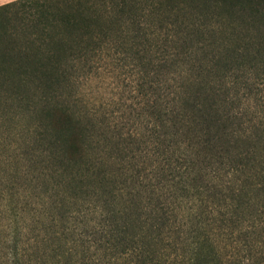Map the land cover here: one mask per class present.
Segmentation results:
<instances>
[{
    "label": "trees",
    "instance_id": "obj_1",
    "mask_svg": "<svg viewBox=\"0 0 264 264\" xmlns=\"http://www.w3.org/2000/svg\"><path fill=\"white\" fill-rule=\"evenodd\" d=\"M208 46L214 48L219 70L215 81L225 83L222 98L217 93V100L210 101L202 78L190 79L187 73L201 66L192 55ZM109 61L137 75L144 122L143 130L135 128L113 142L101 134V142L93 133L91 113L78 107L69 87L75 77L105 68ZM234 61L236 66L248 62L264 67V0L0 4V107L13 102L34 110L38 122L33 137L42 145L38 154L50 162L49 175L56 178L50 196L54 206L76 199L70 194L76 191L91 189L93 196H102L95 190L109 181L111 172L104 169L108 161L119 164L124 181L138 180L139 189L125 183L118 187L120 197L134 204L142 189L145 207L153 204L146 218L142 210L115 230L99 211L98 221L85 232L70 221L52 218L46 224L41 216L40 227L33 225L22 215L25 208L3 204L0 211L8 214L0 220V264H77L79 259L70 260L79 251V264H107L109 254L130 248L132 237L124 233L133 226L143 249L171 245L153 237L161 234L184 232L185 241L189 238L182 259L143 264H250L249 255L233 259V252L222 259L210 240L212 235L224 236L237 251L238 245L249 249L247 239L264 233V203L252 202L247 192L264 185V163L254 166L253 150L236 151L239 142L217 132L219 124L235 118L234 107L240 106L239 115L250 110L241 107L235 90ZM259 104L262 117L264 96ZM252 127L264 129V119ZM135 139L143 147L124 152ZM136 159L146 166L134 168ZM46 229L50 235L40 233ZM66 258L68 262L62 261Z\"/></svg>",
    "mask_w": 264,
    "mask_h": 264
},
{
    "label": "rangeland",
    "instance_id": "obj_2",
    "mask_svg": "<svg viewBox=\"0 0 264 264\" xmlns=\"http://www.w3.org/2000/svg\"><path fill=\"white\" fill-rule=\"evenodd\" d=\"M213 51V46H208L207 49L193 54L192 56H195V59L201 61V66L197 67L198 64H196L195 68L187 70L190 79L202 78L200 84L205 83L204 96L208 100L222 98V93L225 91V83L219 86L218 82L215 81V75L219 70L215 67ZM241 57H237L238 61L241 60ZM235 63L236 61L232 63L233 75L236 79L235 90H237L240 97L241 107L247 106L250 110L244 115H239L236 111H239L240 106L234 107L232 116H235V118L231 117V122L223 121L224 124H219L217 132L227 139L231 138L233 141H238L236 151H246L247 148L253 150L254 152L251 153L255 157L254 166L258 167L261 162L264 163V129L252 127V124L255 121L264 119V116L261 117L263 108L259 107V103H261L264 96V74L262 73L264 67L251 66L248 62H242L239 63L240 66H236ZM127 69L126 66L120 67V63L115 64V62L109 61L105 68H97L75 77L74 82L69 87V91L75 97L78 107L91 113L92 122H89L93 124V133L95 136L99 135L98 138L101 142L103 141L101 134L111 137L113 142L114 139L120 140L121 137H126L128 133L133 134L135 128H142L143 130L144 118L139 113L142 96L135 88L137 75L130 73ZM242 92L246 93L245 96L242 95ZM217 93L218 97L216 96ZM228 104L233 107L231 103ZM23 106L12 102L0 107V207L6 204L16 206V208H25L22 215L27 219H31L33 225L39 227V216H41V221L46 224L52 218L70 221L72 224L75 223L80 231L84 232L90 228L92 223L98 221L99 211L103 212L108 227L112 226L113 230L118 229L119 224H124V221L134 218L137 212L144 210L142 215L145 218L149 215L153 204L151 203L148 207H145L146 196L144 193L146 191L143 190V193L140 189L139 195L134 197V204L131 203L128 197H120L118 187L123 183L128 184L131 189H139L140 187L137 186L138 180L127 179L124 181V173L117 170L119 164L110 163V161L104 165L106 166L104 169L111 172L107 175L109 181L104 188L95 190L102 196L96 197L97 194L93 196L94 191L91 189L86 193L76 191L75 194L70 193L76 199H64V203L60 207H55L52 197H50L51 192H54L52 187L55 184L54 179H56L49 175L52 165L38 154L42 145L35 141L33 137V127L38 119L33 113L34 110H25ZM238 116L240 121L243 120L241 123L238 122ZM86 117L90 119L88 115ZM235 135L240 136V138H236ZM125 140L128 141L129 139ZM126 146L127 149L124 152L129 154L130 149L135 151V147H143V144L138 143L135 139ZM144 166H146V162H141V159L136 162V165H133L134 168ZM140 175H143L142 170ZM263 191L264 185L247 192L251 196L252 202L264 203ZM256 204L259 205L260 203ZM34 208L36 209L33 210ZM69 213L74 218L72 216L65 217ZM7 214L8 212L2 213L0 211V220ZM141 220L139 218V221ZM127 230L124 233V235L127 234L126 238L132 237L131 240H128L130 248L125 252L117 251L109 254L106 258L108 259L107 264H143V260L148 261L147 263L154 260H165V262L168 260L170 262L175 260V256L182 259L186 249L184 245L189 240L188 238L185 241L186 233L184 232L161 234L158 237H153L158 241L161 240V242L169 241L171 245L160 248L159 245H151L143 249L141 237L135 226ZM40 233L50 235L49 229ZM130 233L132 235L128 236ZM240 239L241 244L245 243L242 237ZM210 240L222 259H227V256L233 252V255L229 256L230 258L244 259L243 257L249 255L248 263L264 264V233L252 235L251 238L247 239V245H250V248L246 249V247L238 245L237 251L233 250L235 248L231 249L229 247L228 240L224 236L212 235ZM48 252L51 254L50 246ZM99 253L102 252L99 251ZM97 254L93 257H97ZM49 256H47V259L50 260ZM75 259H79L77 264L82 260L80 251L78 254L73 255L70 261ZM52 260L54 259L52 258ZM68 260V258L62 259L65 262H68ZM175 264L182 263L177 261Z\"/></svg>",
    "mask_w": 264,
    "mask_h": 264
},
{
    "label": "crops",
    "instance_id": "obj_3",
    "mask_svg": "<svg viewBox=\"0 0 264 264\" xmlns=\"http://www.w3.org/2000/svg\"><path fill=\"white\" fill-rule=\"evenodd\" d=\"M8 1H11V0H2V1H0V4L8 2Z\"/></svg>",
    "mask_w": 264,
    "mask_h": 264
}]
</instances>
